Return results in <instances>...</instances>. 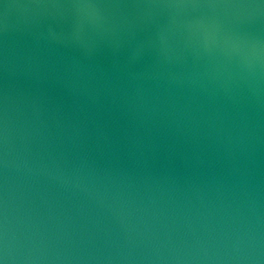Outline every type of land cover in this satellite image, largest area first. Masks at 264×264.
<instances>
[{"label":"water","instance_id":"95a60500","mask_svg":"<svg viewBox=\"0 0 264 264\" xmlns=\"http://www.w3.org/2000/svg\"><path fill=\"white\" fill-rule=\"evenodd\" d=\"M0 258L264 264V0H0Z\"/></svg>","mask_w":264,"mask_h":264},{"label":"clouds","instance_id":"9594fccd","mask_svg":"<svg viewBox=\"0 0 264 264\" xmlns=\"http://www.w3.org/2000/svg\"><path fill=\"white\" fill-rule=\"evenodd\" d=\"M76 7H78L79 9H82V10H88V9L93 8L94 6L91 4H80V5H77ZM4 262H5V260H4Z\"/></svg>","mask_w":264,"mask_h":264},{"label":"snow or ice","instance_id":"6c2138e0","mask_svg":"<svg viewBox=\"0 0 264 264\" xmlns=\"http://www.w3.org/2000/svg\"><path fill=\"white\" fill-rule=\"evenodd\" d=\"M0 264H5L4 259L0 258Z\"/></svg>","mask_w":264,"mask_h":264}]
</instances>
